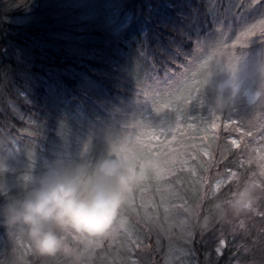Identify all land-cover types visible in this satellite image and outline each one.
<instances>
[{"label":"trees","instance_id":"1","mask_svg":"<svg viewBox=\"0 0 264 264\" xmlns=\"http://www.w3.org/2000/svg\"><path fill=\"white\" fill-rule=\"evenodd\" d=\"M44 12L21 22L0 20L2 140L18 136L27 119L56 125L53 120L64 121L63 111L77 104L91 117L84 120L78 111L80 126L92 134L106 129L110 146L126 133L142 136L158 124L171 121L172 126L179 117L181 135L160 125L166 132L154 133L153 141L161 145L177 137V143L190 142L196 150L204 138L186 126L188 115L196 125L203 123V145L209 151V159L195 151L202 160L196 166L202 190L191 202L201 215L213 203L217 182V199H226L243 180L264 171V98L214 111L215 121L206 111L211 105L208 81L221 78L223 69L243 62L245 85L258 86L257 69L264 64V0H123L116 31L92 23L78 28ZM50 134L57 138L56 131ZM93 138H88L92 144ZM18 139L24 159L48 153L26 137ZM190 222L186 244L193 263L264 264V188L244 216L227 222L213 218L207 230ZM148 235L159 262L162 235L156 229ZM148 258L142 264H153Z\"/></svg>","mask_w":264,"mask_h":264},{"label":"rangeland","instance_id":"2","mask_svg":"<svg viewBox=\"0 0 264 264\" xmlns=\"http://www.w3.org/2000/svg\"><path fill=\"white\" fill-rule=\"evenodd\" d=\"M122 3L123 0H0V10L3 12L0 14V20L11 18L14 19L13 21L21 22L45 11L44 13L49 14L50 17L61 22L74 23L78 28L86 23H92L116 31L120 23ZM6 8L14 12L5 13ZM82 108L77 104L72 105L71 108L69 106L67 113L65 111L62 113L67 115L64 121L53 120L56 125L43 123L39 126L42 122L27 119L28 125L16 131L18 136H10L3 140L0 137V203L11 196L22 195L32 187L33 178L42 175L50 167L82 166L86 170L87 165L94 164L106 153L111 144L110 138L105 135L106 129L103 131L98 128L96 134H92L91 131L86 133L88 129L84 130L80 126L81 119H78L77 112L83 115L84 120H89L91 117ZM206 111L215 121L214 110L208 107ZM179 113L182 112L179 110ZM186 118L188 119L186 126H192L191 130L193 128L194 132L200 130L204 138L198 141L196 150L200 151L199 155L209 159L208 147L203 145L206 139L203 123L196 125L190 116L186 115ZM115 123H119L118 117ZM160 125L169 126L171 121L158 124L155 126L158 127L157 130ZM181 126L178 117L169 127L174 131L179 130L181 135ZM155 127L143 132L142 136L139 133H130L132 140L142 138L149 147L157 148L160 144L154 142L152 137L158 132ZM52 131L57 132L56 139L50 134ZM31 134H37L38 137H29ZM130 134L126 133L124 139L117 144L125 140L134 142L130 140ZM188 134L192 132L189 130ZM19 136L28 138L41 149L48 148V153L41 155L40 158L31 153L27 155L29 157L26 161L27 159L21 157L19 150ZM89 136L95 138L92 139L93 144L88 139ZM177 139V137L174 140L169 137L165 140L175 149V159L165 165L163 178L160 180L150 178L131 193L122 209V215L128 220L126 229L119 230L114 238L90 247L83 264H142V259L148 258V255H150L148 262L153 264H195L189 256L188 244H186L190 240L192 220L186 209L196 208L191 200L198 196V191L202 190L196 167L202 164L200 162L202 160L196 154V150H192L190 142L185 144L180 140L177 143ZM182 172L185 173L181 174ZM154 229L160 232L164 240V251L159 262L148 235ZM74 247L79 248L80 245L75 243ZM38 257L39 255L30 250L26 237L0 225V264H34L35 262V264H73L70 258L62 254L42 256L39 260Z\"/></svg>","mask_w":264,"mask_h":264},{"label":"clouds","instance_id":"3","mask_svg":"<svg viewBox=\"0 0 264 264\" xmlns=\"http://www.w3.org/2000/svg\"><path fill=\"white\" fill-rule=\"evenodd\" d=\"M243 62L221 70L219 79H210L211 109L223 112L241 101L254 105L264 98V64L257 72L259 84L248 87L241 76ZM160 127L157 134L163 135ZM175 159V149L163 142L157 148L137 138L109 146L91 166L50 167L33 178L32 187L20 196L0 203V225L26 237L30 250L40 256L62 254L83 264L90 247L114 238L126 229L128 220L122 209L131 193L150 178L160 180L165 165ZM264 188V175L254 174L243 180L226 199H217L221 182L211 195L213 203L201 215L197 208L186 209L200 230H207L213 218L227 222L248 214ZM78 243L79 248L74 247Z\"/></svg>","mask_w":264,"mask_h":264},{"label":"snow or ice","instance_id":"4","mask_svg":"<svg viewBox=\"0 0 264 264\" xmlns=\"http://www.w3.org/2000/svg\"><path fill=\"white\" fill-rule=\"evenodd\" d=\"M261 175H264V171L261 172Z\"/></svg>","mask_w":264,"mask_h":264}]
</instances>
